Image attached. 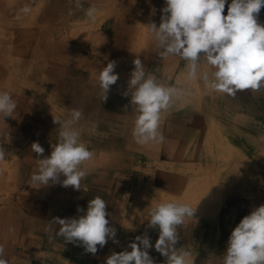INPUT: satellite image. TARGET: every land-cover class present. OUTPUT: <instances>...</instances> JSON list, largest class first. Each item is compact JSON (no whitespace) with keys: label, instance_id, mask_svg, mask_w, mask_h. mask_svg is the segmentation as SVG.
<instances>
[{"label":"crops","instance_id":"1","mask_svg":"<svg viewBox=\"0 0 264 264\" xmlns=\"http://www.w3.org/2000/svg\"><path fill=\"white\" fill-rule=\"evenodd\" d=\"M85 1L88 5L75 11L72 8L79 0H0V92H9L17 104L11 117L0 119V146L7 152L0 161V245L4 246L3 258L8 264H105L113 252L131 251L128 244L137 236L146 235L154 245L159 229L148 224L143 228L141 222L137 223L138 206L147 203L146 199L153 194L158 199L166 192L173 194L168 187L188 181L187 176L174 175L181 172V159H196L199 157L196 152L206 157L213 139L217 138L220 145L221 137L225 136L229 142L230 137L237 136L230 143L235 146L237 143V150H242L240 139L245 135L246 143H256L252 127L259 119L264 125V89L239 91L235 96L207 91L202 102L173 97L172 102L177 101L161 112L159 131L164 140L144 146L136 144L132 129L137 112L131 106V96L124 95L134 70L133 60L139 58L146 74L155 76L159 83L178 88L177 81L183 83L187 79V62L174 56L162 57L146 27L151 23L159 26L164 0ZM230 3L227 0L223 15H227ZM26 4L31 12L23 15L20 9ZM93 6L100 15L99 28L94 36L77 44L72 20L94 24L96 20L91 22L85 15V10ZM257 22L264 26V7ZM153 46L156 56L150 51ZM116 52H126L129 57L115 55ZM111 61L116 62L114 74L119 78L104 100L96 74ZM200 70H210L203 58ZM181 89L188 94L189 88L181 86ZM73 109L83 113L74 127L80 133V141L93 153L92 159L81 166L88 173L81 181L87 191L63 187L60 182L36 189L30 176L38 170L37 159L48 157L50 145L59 139V125L53 119H68ZM34 142L44 149L42 156L30 149ZM258 144L257 149L264 151ZM250 166L246 164L244 170ZM64 178L60 175L59 181ZM95 196L107 203L106 219L116 231L117 242L110 239L103 248L98 245L97 253L92 255L84 251L79 241L67 243L62 237H55L59 225L52 220L83 215L78 209H86ZM230 217L226 222L221 220V228L215 232L217 237H229L241 221L236 219L237 215ZM195 226L201 227L200 223ZM187 228V224L178 226L176 247L186 251L202 249V253L208 254L199 243L204 229L187 234ZM191 237L194 242L190 241L193 245L188 247L187 239ZM148 253L154 264L164 263V257L154 247ZM196 259L197 264H207L206 256ZM217 259L222 264V257L217 255Z\"/></svg>","mask_w":264,"mask_h":264},{"label":"clouds","instance_id":"2","mask_svg":"<svg viewBox=\"0 0 264 264\" xmlns=\"http://www.w3.org/2000/svg\"><path fill=\"white\" fill-rule=\"evenodd\" d=\"M227 0H164L159 26L147 25L156 41L162 57L174 56L186 61V78L190 81H202L213 92L235 96L239 91L259 92L264 89V26L257 22V15L264 0H231L227 15H223ZM79 6V5H78ZM20 12H31L29 5H24ZM97 8L85 10L86 17L95 22ZM203 55H200V54ZM206 61L210 70L201 71V59ZM134 70L130 73L125 96H131V106L137 112L132 137L136 144L144 146L164 140L159 131L161 112L166 111L173 97L183 94L175 86H166L158 82L139 58L133 60ZM116 62H108L97 70L96 83L102 90L104 100L118 80L114 74ZM17 107L9 92H0V119L11 117ZM70 118L53 122L59 125V139L51 144L48 157L37 159L38 170L31 174L30 180L36 189L50 183L71 186L76 191H87L81 181L87 176V170L81 166L92 159L93 153L80 141V133L74 125L82 118L79 109L70 112ZM30 149L37 156H42L44 149L39 143H32ZM7 152L0 146V161ZM65 177L59 181V176ZM106 201L95 196L88 201L86 209L76 218H54L59 225L55 237H62L65 242H80L86 253L95 255L97 246L103 248L108 240L114 243L116 231L109 227L106 219ZM195 209L186 203L166 201L157 203L148 215V226L159 229L155 244L145 236L135 237L128 244L131 251L113 252L105 259V264H154L148 253L155 249L164 257V264H191L190 253L177 248L179 241L178 226L185 218H193ZM14 231V229H9ZM4 246L0 245V264H8L4 259ZM222 264H264V205L244 216L232 230L227 247L222 255Z\"/></svg>","mask_w":264,"mask_h":264},{"label":"rangeland","instance_id":"3","mask_svg":"<svg viewBox=\"0 0 264 264\" xmlns=\"http://www.w3.org/2000/svg\"><path fill=\"white\" fill-rule=\"evenodd\" d=\"M79 2L80 3L74 4L75 6L72 8L73 10L76 11L78 10V8L88 5L86 4L85 0H79ZM99 18L100 15L99 16L97 15L96 22L92 24L93 26L89 22H86L81 19L72 20L73 27L71 26V29L74 32H72L71 29H67L66 31L72 32L73 35L75 34L73 37L76 38V43L81 44L86 39H88V37L94 36L96 32L95 29L99 28V23L101 20ZM175 85L180 86L179 87L180 89L181 86H185V88L186 87L189 88L187 90L188 94L183 93L182 95H180L181 97L180 96L176 97V99H179L180 101L184 99H188L189 102L192 103L202 102L205 100L204 93L210 92V90L204 86L202 81H197V80L187 81L186 79L183 83H181V81L178 80L177 84ZM176 101H173L172 103H175ZM260 121L261 119H259V123L253 125L252 127L254 130L252 132V138L255 139L256 143L253 142L252 145L246 143L244 138L245 135L240 139L242 143L241 145L243 146L241 147V149L242 150L246 149L247 150L246 152L236 149L237 151H235V153L232 152L230 153L229 151H226L224 148L225 141L229 142V137L225 136L227 140L224 137H221L220 145L218 144L216 138L213 139V144L210 146L209 150L205 152L207 155V156L205 155L206 157L202 158L203 156L200 155L201 153L199 154L198 152H196L197 156H199L196 157V159L195 157L192 160H191L192 157L182 158L181 159L182 165H180L181 172L174 174L179 178H182L184 176H187L190 179L198 178L199 180L208 178L209 180H211L208 181V183L210 182L211 184H212V180H216L215 193L220 194V198L223 199L222 203L224 205H222L223 208L220 211L217 219L214 218L212 220H204L203 221L204 225L201 224V227L204 229V233H203V237L199 240L200 241L199 243H201L202 246L205 247L206 249L205 251L208 254L202 253V249H199L200 250V255H199L198 252L199 250H195V248H191V249L188 248V252L190 253L189 260L194 264H197L199 262L196 259V257H202V256H206L207 264H219V261L217 263L218 260L217 255L218 257L220 256L222 257L223 254L221 252L222 250H224V248L226 249L227 241L229 238L228 236L224 238L223 237L219 238L215 233L221 228L222 225L221 220H223V222L225 220L226 222L227 218L228 219L231 218L230 215L231 216L237 215L238 217L236 219H242L244 216L249 215L250 212L255 208L264 205V151L257 149L258 147L256 145L258 144V142H261L258 145L261 146L262 149L264 150V140H263L264 125H261ZM249 136H251V134ZM233 139L234 138L230 137V142L234 141ZM236 146H238L237 143ZM227 153L230 154L227 156ZM245 155H247V157ZM194 160L195 162H193ZM191 161L193 162V165H188V163H190ZM246 163L247 165L251 164V166L248 167L247 171L244 170ZM231 180H232L231 186L235 187L236 189L231 190L230 188H228L227 184L230 183ZM157 200L160 201L161 199H157ZM161 201L165 202L169 200L167 198H164L163 195ZM249 202H251L252 205ZM153 207L154 205H149L148 202L145 203L144 205L138 206V213L136 214V216L138 220L137 223L139 224V222H141V227L144 228L146 227V224H148L147 222L149 220L148 213ZM239 216L241 218H239ZM193 218L191 221L197 222L196 221L197 218L196 219ZM206 223L208 225H206ZM234 227L231 224L229 228L232 229ZM187 240L189 241L187 246L192 247L193 243H190V241L194 242V239H192L191 237Z\"/></svg>","mask_w":264,"mask_h":264},{"label":"bare ground","instance_id":"4","mask_svg":"<svg viewBox=\"0 0 264 264\" xmlns=\"http://www.w3.org/2000/svg\"><path fill=\"white\" fill-rule=\"evenodd\" d=\"M59 7V6H58ZM99 14V13H98ZM148 18V17H147ZM161 18V17H159ZM158 18V19H159ZM119 19V18H118ZM131 19V18H130ZM115 21V20H114ZM158 22V21H157ZM111 26V25H110ZM109 26V27H110ZM127 32V31H126ZM115 34V33H114ZM98 36L100 37V34H98ZM133 37V36H132ZM128 39V38H127ZM106 41V40H105ZM134 43V42H133ZM94 48H96V44L94 45ZM151 53L152 55L154 54L156 56V54L158 55V53L156 52V46H153L151 48ZM99 53V52H98ZM101 53V52H100ZM115 55H125V56H128L129 55L124 52L123 54L119 53V52H116ZM102 59V58H101ZM111 60V59H110ZM84 63V62H83ZM96 63V62H95ZM102 63V62H101ZM107 63V62H106ZM103 64V63H102ZM152 66V65H151ZM29 67V66H28ZM99 67V66H98ZM153 68V67H152ZM151 68V69H152ZM73 69V68H72ZM27 70V69H26ZM88 71V70H86ZM89 72V71H88ZM92 73V72H90ZM42 74V73H41ZM94 74V73H93ZM45 75V74H44ZM42 76V75H41ZM72 77V76H71ZM42 78V77H41ZM56 79V78H55ZM57 80V79H56ZM91 80V79H90ZM61 81V80H60ZM95 81V80H94ZM56 82V81H55ZM59 82V81H58ZM83 82V81H82ZM76 83V82H75ZM84 84V83H83ZM116 86V84H115ZM63 88V87H62ZM88 88V87H87ZM188 88V87H187ZM112 89V88H111ZM125 89V88H124ZM86 90V89H85ZM101 90V89H100ZM122 92V90H121ZM181 97V96H180ZM196 97V96H195ZM110 99V98H109ZM87 101V100H86ZM100 101V100H99ZM91 104V103H90ZM120 104V103H119ZM176 105V104H175ZM101 108V107H100ZM176 108V107H175ZM80 109V108H79ZM126 109V108H125ZM175 111V110H174ZM118 112V111H117ZM173 112V111H172ZM179 115V114H178ZM182 118V117H181ZM126 119V118H124ZM174 119V118H173ZM132 120V118H131ZM92 121V120H91ZM166 121V120H165ZM182 121V120H181ZM191 121V120H190ZM189 121V122H190ZM127 122V121H126ZM167 122V121H166ZM187 122V121H186ZM124 123V121H123ZM127 124V123H126ZM168 126V125H167ZM173 126V125H172ZM129 130V129H128ZM166 131V130H165ZM169 131V130H168ZM171 131V129H170ZM207 132V131H206ZM208 133V132H207ZM166 135V133H165ZM236 135V134H235ZM173 137V136H172ZM129 138V137H128ZM235 138V137H234ZM238 139V138H237ZM235 139V141L237 140ZM130 141V140H129ZM134 143V142H133ZM177 143V142H176ZM175 143V144H176ZM191 146V145H190ZM127 148V147H126ZM224 148L226 151H229L230 153H235V151H237L236 149V146H235V143H230L228 141H225V144H224ZM129 149V148H128ZM132 149V148H131ZM178 149V148H177ZM127 150V149H126ZM135 150V149H134ZM111 151V150H110ZM120 151V150H119ZM132 151V150H131ZM138 151V150H137ZM177 151V150H175ZM115 152V151H114ZM117 152V151H116ZM121 152V151H120ZM135 152V151H134ZM169 153V152H168ZM230 153H227V156L230 154ZM256 158V157H254ZM172 161V160H171ZM245 163V162H244ZM247 164V163H246ZM131 167V166H130ZM135 168V167H134ZM165 173V172H164ZM219 173V172H218ZM171 176V175H170ZM153 177V176H152ZM169 177V176H168ZM172 177V176H171ZM218 177V176H217ZM163 179V178H162ZM168 179V178H167ZM168 181V180H167ZM208 181H211L209 180L208 178H204V179H198V178H189L188 181L186 180L179 183L177 185V183L175 184H172V186L168 187L169 190L171 189L173 192L172 193H168L166 192V194H164V198H167L169 201H173V202H180V203H186L188 204L190 207H192L193 209L196 208L195 210V213H194V218L193 219H196L197 218V222H193L191 221L192 218H185V222L184 224H187L188 228L186 229V232L187 234H190L192 232V230H194L196 232V230H198V228L200 229L201 227H197L195 225H198L200 222V225H204V220H212V219H217L220 211H221V208H222V205H223V199L220 198V194L218 193H215V188H216V185H215V181L216 180H212V184ZM153 182V181H152ZM228 185V188H230L231 190L233 189H236L235 187L231 186L232 185V180L230 183L227 184ZM215 186V187H214ZM153 188V187H152ZM154 193V192H153ZM247 193H248V190H247ZM211 195V197H210ZM216 197H215V196ZM152 196H153V200H152ZM151 197H149V199H146L148 201L146 202H149L150 204L154 205V207L156 206L157 203H160V202H163L161 201L162 198H163V195L161 196V200L159 202H156L157 199H158V196H157V193H156V197H154V194L152 195ZM210 197V198H209ZM166 202V201H165ZM252 205V203H251ZM241 206V205H239ZM232 210V209H231ZM199 217V218H198ZM46 219V218H45ZM206 225H208L206 223ZM114 228V227H113ZM180 231V230H179ZM202 231V230H201ZM201 231H198V232H201ZM126 236V235H125ZM133 236V235H132ZM29 241V240H28ZM124 241V240H123ZM131 242V241H130ZM114 243V242H113ZM112 243V244H113ZM126 246V244H125ZM109 247V246H108ZM98 248V247H97ZM99 249V248H98ZM125 249V248H124ZM153 249V248H152ZM16 250V249H15ZM47 250V249H46ZM113 250V249H112ZM117 251V250H116ZM41 252V251H40ZM153 252V251H151ZM97 253V252H96ZM108 253V251H107ZM118 253V252H117ZM158 253V252H157ZM15 254V253H14ZM29 256V255H28ZM69 256V255H68ZM164 260V259H163ZM84 261H87V260H84ZM25 262V261H24ZM23 262V263H24ZM20 263V262H19ZM89 264V263H88ZM164 264V263H163Z\"/></svg>","mask_w":264,"mask_h":264}]
</instances>
